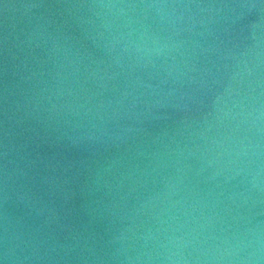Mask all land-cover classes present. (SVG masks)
<instances>
[{
  "label": "water",
  "instance_id": "95a60500",
  "mask_svg": "<svg viewBox=\"0 0 264 264\" xmlns=\"http://www.w3.org/2000/svg\"><path fill=\"white\" fill-rule=\"evenodd\" d=\"M0 264H264V0H0Z\"/></svg>",
  "mask_w": 264,
  "mask_h": 264
}]
</instances>
